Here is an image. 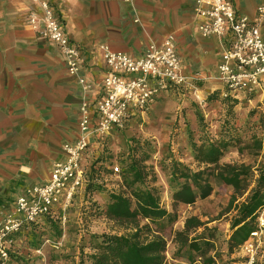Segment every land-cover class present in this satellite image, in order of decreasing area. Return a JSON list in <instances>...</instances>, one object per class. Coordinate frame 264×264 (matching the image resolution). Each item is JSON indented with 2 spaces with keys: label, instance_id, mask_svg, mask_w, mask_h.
Masks as SVG:
<instances>
[{
  "label": "rangeland",
  "instance_id": "rangeland-1",
  "mask_svg": "<svg viewBox=\"0 0 264 264\" xmlns=\"http://www.w3.org/2000/svg\"><path fill=\"white\" fill-rule=\"evenodd\" d=\"M215 76L212 66L207 77L194 78L193 88L161 96L146 115L115 131L104 145L95 144L86 161L88 186L69 208L67 223L49 222L38 227L31 238H21L12 264H80L82 257L84 264H92L88 255L100 244L97 236L136 231L132 221L110 217L107 207L113 194H123L132 199L135 208L132 193L139 189L155 191L170 213L154 222L137 218L140 239L165 238L164 264H244V243L231 247V226L263 168L264 94L227 97ZM215 147L219 150L214 162L210 152ZM58 159L55 156L48 163L50 171ZM117 165L122 171L119 174L112 168ZM229 166L244 173L238 186L217 177L218 172L229 171ZM195 173H201L200 182L210 183V194L193 203L178 201L177 192L187 185L195 187ZM191 217L200 224L186 231ZM262 221L264 208L255 220L257 231L262 232L249 239L257 245L256 264H264Z\"/></svg>",
  "mask_w": 264,
  "mask_h": 264
},
{
  "label": "crops",
  "instance_id": "crops-1",
  "mask_svg": "<svg viewBox=\"0 0 264 264\" xmlns=\"http://www.w3.org/2000/svg\"><path fill=\"white\" fill-rule=\"evenodd\" d=\"M37 1L0 0V215L26 185L49 178L48 163L80 131L85 91L56 46L28 24ZM52 1L71 38L87 49L94 91L103 76L102 46L137 56L168 35L176 37L187 73L207 77L214 66L217 75L220 43L200 34L196 0ZM240 1L253 17L256 2Z\"/></svg>",
  "mask_w": 264,
  "mask_h": 264
},
{
  "label": "built area",
  "instance_id": "built-area-1",
  "mask_svg": "<svg viewBox=\"0 0 264 264\" xmlns=\"http://www.w3.org/2000/svg\"><path fill=\"white\" fill-rule=\"evenodd\" d=\"M254 1L252 17L242 9L240 0H196L200 34L216 37L220 43L215 79L225 96L264 94V0ZM37 4L29 11L28 24L41 39L56 46L69 75L84 88L80 131L76 139L64 142L62 157L53 164L49 178L26 185L0 215V264H12L17 242L31 238L35 227L49 219L67 223L69 208L89 182L86 161L95 144L104 145L115 131L146 115L161 96L194 87L195 77L185 71L176 37L168 35L137 56L102 46L103 76L94 91L86 74L87 49L71 38L52 0ZM112 168L121 172L118 165ZM260 228H264L263 221ZM261 232H253L252 237L256 239ZM241 247L246 254L244 264H256L257 245L248 239Z\"/></svg>",
  "mask_w": 264,
  "mask_h": 264
},
{
  "label": "trees",
  "instance_id": "trees-1",
  "mask_svg": "<svg viewBox=\"0 0 264 264\" xmlns=\"http://www.w3.org/2000/svg\"><path fill=\"white\" fill-rule=\"evenodd\" d=\"M218 150L215 147L210 152L212 155L211 160L214 162L218 160ZM229 168V171L218 172L217 177L229 184L238 186L241 182V174L244 173H238L234 166H229ZM200 174L195 173L192 176L195 187L187 185L176 193L175 198L178 201L193 203L198 197L205 198L210 194L211 185L207 181L200 182ZM136 175L140 176V174ZM183 176L188 177V175ZM196 190H199V193ZM132 195L135 198V208H133V201L130 197L123 194H113L111 197L112 201L107 207V214L115 219L132 221L136 231L130 235L103 234L97 236L101 240L100 244L95 248L96 251L94 253L88 255V259L92 264H164L165 238L160 235H154L152 238L140 239L141 236L138 233L140 224L137 222V218L141 216L143 219L154 222L169 216L170 213L161 206L159 195L151 189H139L133 191ZM262 208H264V163L257 186L252 190L246 201L238 206V213L231 226L234 230L231 237V247H233L234 243L242 245L250 239L253 232H257L255 220ZM49 222L60 225L59 222L54 220L49 219ZM199 224L198 218H188L186 231ZM145 226L149 225L146 224ZM60 227L62 228V226ZM37 229L38 227H35L31 235ZM84 262L85 259L82 257L80 264H84Z\"/></svg>",
  "mask_w": 264,
  "mask_h": 264
}]
</instances>
